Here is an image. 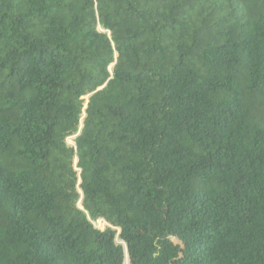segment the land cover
<instances>
[{
	"label": "trees",
	"instance_id": "1",
	"mask_svg": "<svg viewBox=\"0 0 264 264\" xmlns=\"http://www.w3.org/2000/svg\"><path fill=\"white\" fill-rule=\"evenodd\" d=\"M128 261L264 264V0H0V264Z\"/></svg>",
	"mask_w": 264,
	"mask_h": 264
},
{
	"label": "rangeland",
	"instance_id": "2",
	"mask_svg": "<svg viewBox=\"0 0 264 264\" xmlns=\"http://www.w3.org/2000/svg\"><path fill=\"white\" fill-rule=\"evenodd\" d=\"M86 98V97H85ZM67 144L68 145H73V141H72V138H68L66 140ZM80 191V190H79ZM79 206V205H78ZM94 224L100 228H105L107 226H109V224L107 222H105L103 219H98L97 221L94 222Z\"/></svg>",
	"mask_w": 264,
	"mask_h": 264
},
{
	"label": "water",
	"instance_id": "3",
	"mask_svg": "<svg viewBox=\"0 0 264 264\" xmlns=\"http://www.w3.org/2000/svg\"><path fill=\"white\" fill-rule=\"evenodd\" d=\"M126 259L128 260V256H127V255H126ZM126 259H125V260H126ZM128 264H129V261H128Z\"/></svg>",
	"mask_w": 264,
	"mask_h": 264
},
{
	"label": "built area",
	"instance_id": "4",
	"mask_svg": "<svg viewBox=\"0 0 264 264\" xmlns=\"http://www.w3.org/2000/svg\"><path fill=\"white\" fill-rule=\"evenodd\" d=\"M93 224H94V222H93ZM95 225V224H94ZM96 226V225H95ZM96 227H98V226H96ZM100 228V227H99Z\"/></svg>",
	"mask_w": 264,
	"mask_h": 264
}]
</instances>
